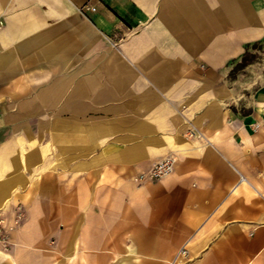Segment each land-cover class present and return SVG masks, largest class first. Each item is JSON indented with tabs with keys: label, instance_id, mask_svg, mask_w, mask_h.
I'll return each mask as SVG.
<instances>
[{
	"label": "crops",
	"instance_id": "0c3cea01",
	"mask_svg": "<svg viewBox=\"0 0 264 264\" xmlns=\"http://www.w3.org/2000/svg\"><path fill=\"white\" fill-rule=\"evenodd\" d=\"M262 38L264 0H0V264H264Z\"/></svg>",
	"mask_w": 264,
	"mask_h": 264
},
{
	"label": "rangeland",
	"instance_id": "374dc122",
	"mask_svg": "<svg viewBox=\"0 0 264 264\" xmlns=\"http://www.w3.org/2000/svg\"><path fill=\"white\" fill-rule=\"evenodd\" d=\"M230 74L233 83L241 91H251L256 86L264 84V48L254 49L249 55L248 62L236 67ZM185 258L176 264H184Z\"/></svg>",
	"mask_w": 264,
	"mask_h": 264
},
{
	"label": "built area",
	"instance_id": "2783aa9c",
	"mask_svg": "<svg viewBox=\"0 0 264 264\" xmlns=\"http://www.w3.org/2000/svg\"><path fill=\"white\" fill-rule=\"evenodd\" d=\"M255 126H258L257 124ZM175 165V157L173 155H166L160 160L156 161L152 164V166L144 172L139 173L136 175L135 179L137 181L143 180H156L160 179L166 175H169L174 170ZM21 219V214L19 213L18 216L13 220V223L9 226V230H12L14 226H16ZM2 230V225L0 221V231ZM186 257V249L182 248L177 253L176 258L172 261V264L178 263L181 259Z\"/></svg>",
	"mask_w": 264,
	"mask_h": 264
},
{
	"label": "trees",
	"instance_id": "16d2710c",
	"mask_svg": "<svg viewBox=\"0 0 264 264\" xmlns=\"http://www.w3.org/2000/svg\"><path fill=\"white\" fill-rule=\"evenodd\" d=\"M260 48H264V38L246 44L245 52L242 55V57L240 58V61H238L236 63V67L243 66L244 64H246L248 62L249 55L252 52V50L260 49ZM234 69H235V67L233 68V70ZM233 70H232V72H233Z\"/></svg>",
	"mask_w": 264,
	"mask_h": 264
}]
</instances>
